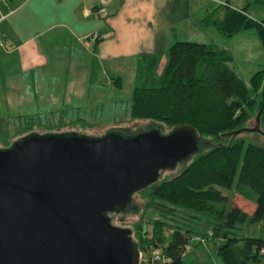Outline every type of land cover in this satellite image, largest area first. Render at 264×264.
I'll use <instances>...</instances> for the list:
<instances>
[{"label": "trees", "instance_id": "obj_1", "mask_svg": "<svg viewBox=\"0 0 264 264\" xmlns=\"http://www.w3.org/2000/svg\"><path fill=\"white\" fill-rule=\"evenodd\" d=\"M220 8L222 17L213 14ZM204 21L226 37L255 27L264 47V18L256 20L241 9L217 6ZM162 55L146 54L137 63L130 120H147L169 129L190 126L204 150L192 155L176 175L139 190L145 199V210L151 212L147 222L152 224V232L148 236L147 226L140 222L137 238L132 239L139 251L149 255L153 250L159 251V259L151 262L149 257L148 264H183L185 248L195 230L184 222L187 216L179 214L180 205L202 211L205 204L214 206L227 200L222 189H235L254 202L252 213L235 205L220 207L206 236L220 235L222 243L217 254L222 264H244L250 258L257 259L264 255V237H238L236 232L244 225L264 220V145L242 136L248 131L230 132L252 127V122L254 126L264 101V70L256 71L246 84L229 66L233 60L230 51L215 43L175 41L165 51L166 62L158 72ZM109 84L121 87L122 79L112 78ZM24 118L34 123L32 116ZM80 123L83 127L92 125L87 121ZM9 124L10 118L0 115L1 148L18 139L9 141ZM259 128L261 133H250L264 136V106ZM253 249L255 253L251 252Z\"/></svg>", "mask_w": 264, "mask_h": 264}, {"label": "water", "instance_id": "obj_2", "mask_svg": "<svg viewBox=\"0 0 264 264\" xmlns=\"http://www.w3.org/2000/svg\"><path fill=\"white\" fill-rule=\"evenodd\" d=\"M263 106L254 126L230 134L261 133ZM30 134L0 147V264H139L132 230L108 213L202 146L185 125L129 138Z\"/></svg>", "mask_w": 264, "mask_h": 264}, {"label": "crops", "instance_id": "obj_3", "mask_svg": "<svg viewBox=\"0 0 264 264\" xmlns=\"http://www.w3.org/2000/svg\"><path fill=\"white\" fill-rule=\"evenodd\" d=\"M227 1L256 20L251 11L264 4ZM216 8L212 0H0V92L11 105L35 102L36 77L48 66L50 51L53 64L59 60L62 44L69 46L62 52L66 61L80 60L72 51L77 46L105 73L111 62V74L117 77L123 61L137 67L143 55L162 53L160 72L165 51L177 40L226 44L216 40L224 35L204 21ZM213 14L222 17L223 10Z\"/></svg>", "mask_w": 264, "mask_h": 264}, {"label": "rangeland", "instance_id": "obj_4", "mask_svg": "<svg viewBox=\"0 0 264 264\" xmlns=\"http://www.w3.org/2000/svg\"><path fill=\"white\" fill-rule=\"evenodd\" d=\"M255 9L251 13L258 19L264 18V4H258ZM243 34L240 35L241 37L232 38L222 35L221 40H216L223 41L222 43L226 42V44L215 43L230 51L233 60L229 66L248 84L250 77L256 71L264 70V47L255 27L246 28ZM184 39H189L186 41L197 40ZM198 41L200 40L194 42ZM58 47L59 60L53 64L55 58L50 57L52 55L50 51L48 53V66H44V70L39 71L40 73L36 77L38 86L35 88V102L24 104L21 107L16 102L11 105L6 102L5 94L1 90L0 115L10 118L9 141L27 136L30 133L40 134L35 136L41 137L58 132H75L78 136L98 139L108 133L129 138L143 133L151 127H158L162 135L169 132L170 129L166 126L157 125L151 121L130 120V103L133 88L136 85L135 64L132 67L130 62H122L118 74L122 79V86L116 87L109 85V79L117 77L111 74L112 71L109 67L111 62L106 63L108 70L105 73V71L97 68L96 62L92 61V58L82 48L75 46L72 50L80 60L69 62L63 58V53L69 51V46L62 44ZM42 51L45 52V50ZM28 79L30 77H27L26 80ZM29 116L34 118V123L24 118ZM13 117L21 119L14 120ZM77 118L81 120H76ZM81 121H87L92 125L83 127ZM250 124L253 126V122ZM249 133L244 132L242 136H247L253 142L264 145L263 135L255 136ZM1 146L2 143L0 142ZM203 150L204 147L200 146L199 151ZM190 159L191 157L180 162L172 170H164L158 179L176 175ZM222 191L227 196V200L214 206L205 204L202 211L186 209L185 206L180 205L181 212L179 214L187 216L184 220L186 225L194 227V235H200L204 238V241L198 243L190 241L189 249L184 252L182 257L183 264H222L217 254L218 247L222 243L220 235L217 238L206 236L220 207L228 209L235 205L247 213H252L255 207L252 200L246 199L235 189H222ZM130 197L125 209L111 213L112 224L132 230L131 236L135 239L137 238V226L140 222H144V226H147L148 236H151L152 224L147 222V219L151 218V212L145 210V199L139 191ZM236 235L238 237H264V220L242 226ZM251 252L255 253V249ZM244 264H264V255H258L257 259L250 258Z\"/></svg>", "mask_w": 264, "mask_h": 264}, {"label": "built area", "instance_id": "obj_5", "mask_svg": "<svg viewBox=\"0 0 264 264\" xmlns=\"http://www.w3.org/2000/svg\"><path fill=\"white\" fill-rule=\"evenodd\" d=\"M212 1L215 2L217 6H230V7H232L227 0H212ZM232 8H234V7H232ZM234 9H237V8H234ZM101 10H104V9H101ZM190 241L202 242V241H204V238L200 235H193L191 237ZM189 244L186 246L185 250L189 249ZM158 253H159L158 250L151 251L150 255L146 252L139 251V264H148L150 261L152 262L155 259H159ZM261 253L264 254V249L261 250ZM149 257H150V261H149Z\"/></svg>", "mask_w": 264, "mask_h": 264}, {"label": "flooded vegetation", "instance_id": "obj_6", "mask_svg": "<svg viewBox=\"0 0 264 264\" xmlns=\"http://www.w3.org/2000/svg\"><path fill=\"white\" fill-rule=\"evenodd\" d=\"M108 216H111V213H108Z\"/></svg>", "mask_w": 264, "mask_h": 264}]
</instances>
